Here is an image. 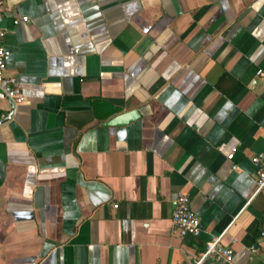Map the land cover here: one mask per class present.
<instances>
[{
    "label": "crops",
    "instance_id": "crops-1",
    "mask_svg": "<svg viewBox=\"0 0 264 264\" xmlns=\"http://www.w3.org/2000/svg\"><path fill=\"white\" fill-rule=\"evenodd\" d=\"M0 1V264H264V0Z\"/></svg>",
    "mask_w": 264,
    "mask_h": 264
},
{
    "label": "built area",
    "instance_id": "built-area-1",
    "mask_svg": "<svg viewBox=\"0 0 264 264\" xmlns=\"http://www.w3.org/2000/svg\"><path fill=\"white\" fill-rule=\"evenodd\" d=\"M6 10L2 8V2L0 1V22L3 13ZM28 19L22 17L20 19L12 20L13 25H17L19 22L26 23ZM3 31L0 29V41L3 38ZM260 79H264V73L259 74ZM0 101L8 102L11 107L15 108L17 106L26 103L23 94L20 91L19 85L15 78L5 74V63H4V51L0 45ZM233 154L230 153L226 155V160L230 161ZM264 159L262 154H257L250 158V162L254 166H258ZM235 170V166L231 167ZM257 180H256V192L259 191L264 186V175L257 170ZM115 208V205H112ZM171 230L174 235L179 238L190 237L197 238L202 232V225L198 217L191 211L189 205V199L184 194H177L174 199L173 210L171 213ZM264 232L260 235L262 236ZM220 236L213 238L205 244L204 250L198 255V257L193 261L192 264H201L205 259L220 260L225 264H230L232 260V253L229 249L224 248L220 244Z\"/></svg>",
    "mask_w": 264,
    "mask_h": 264
},
{
    "label": "water",
    "instance_id": "water-1",
    "mask_svg": "<svg viewBox=\"0 0 264 264\" xmlns=\"http://www.w3.org/2000/svg\"><path fill=\"white\" fill-rule=\"evenodd\" d=\"M138 117L137 113L134 111H130L124 114H120L108 122H106L105 126H124L125 124L135 120Z\"/></svg>",
    "mask_w": 264,
    "mask_h": 264
}]
</instances>
